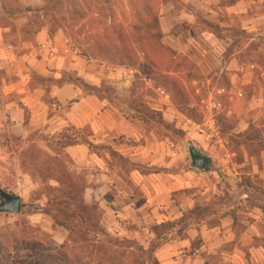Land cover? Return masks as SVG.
I'll list each match as a JSON object with an SVG mask.
<instances>
[{
    "label": "rangeland",
    "instance_id": "rangeland-1",
    "mask_svg": "<svg viewBox=\"0 0 264 264\" xmlns=\"http://www.w3.org/2000/svg\"><path fill=\"white\" fill-rule=\"evenodd\" d=\"M201 1L0 0V54L24 59L40 50L38 32L60 33L82 65L104 66L100 88L76 83L136 109L144 137L169 152L177 183L168 209L138 201L126 217L108 203L116 192L92 201L86 168L77 171L63 154L75 133L36 132L39 142L30 144L15 134V104L26 107L7 91L15 76L0 71V186L22 199L19 214L0 213V264H161V247L198 230L223 204L264 209V0ZM43 99L61 114L48 94ZM190 147L209 157L203 169L192 166Z\"/></svg>",
    "mask_w": 264,
    "mask_h": 264
},
{
    "label": "crops",
    "instance_id": "crops-1",
    "mask_svg": "<svg viewBox=\"0 0 264 264\" xmlns=\"http://www.w3.org/2000/svg\"><path fill=\"white\" fill-rule=\"evenodd\" d=\"M204 2L209 1L202 0L201 4ZM255 3L256 0H249L248 7ZM239 6L240 1L226 8L232 11ZM184 14L193 15L192 10ZM36 40L40 50L24 59H17L9 50L0 54V71L15 76L7 91L18 94L26 107L15 104L12 113L15 134L30 144L39 142L33 139V133L53 136L57 130L59 133L70 128L75 133L74 140L63 146V154L77 171L86 168L84 190L89 199L101 200V193L116 192L114 201L108 203L126 217L137 212L138 201L147 202L145 206L170 208L169 197L177 189V183H171L169 152L160 151L158 140L144 137L136 109L118 104L109 95L85 92L76 82L64 80L67 73L73 72L91 87L100 88L104 66L94 61H89L87 67L82 65L81 56L60 33L50 37L47 31H40ZM33 75L51 78L53 82L46 88L35 85ZM117 77L122 78V71ZM45 94L53 100L52 107L62 109L61 114L51 109L43 99ZM125 108L135 113L134 118L123 113ZM154 166H166L167 174L159 175L152 169ZM135 188L147 196L140 199L134 194ZM208 190L209 187L205 188L203 194ZM170 216L168 213L163 217L171 220ZM187 233L184 238L170 241L158 250L161 264H213V260L215 264H264V209L259 206L225 203L201 221L198 230ZM196 239L200 243L192 255L191 245Z\"/></svg>",
    "mask_w": 264,
    "mask_h": 264
},
{
    "label": "water",
    "instance_id": "water-1",
    "mask_svg": "<svg viewBox=\"0 0 264 264\" xmlns=\"http://www.w3.org/2000/svg\"><path fill=\"white\" fill-rule=\"evenodd\" d=\"M189 155L192 159V166L198 169H203L210 160L195 147L189 148ZM21 210V196L10 193L0 186V213L19 214Z\"/></svg>",
    "mask_w": 264,
    "mask_h": 264
},
{
    "label": "trees",
    "instance_id": "trees-1",
    "mask_svg": "<svg viewBox=\"0 0 264 264\" xmlns=\"http://www.w3.org/2000/svg\"><path fill=\"white\" fill-rule=\"evenodd\" d=\"M74 82H81L80 78H75Z\"/></svg>",
    "mask_w": 264,
    "mask_h": 264
}]
</instances>
